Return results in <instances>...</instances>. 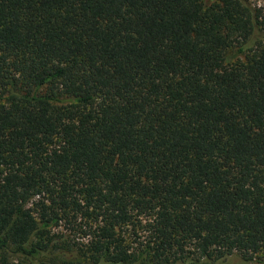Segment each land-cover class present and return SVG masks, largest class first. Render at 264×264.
Here are the masks:
<instances>
[{
    "label": "trees",
    "instance_id": "obj_1",
    "mask_svg": "<svg viewBox=\"0 0 264 264\" xmlns=\"http://www.w3.org/2000/svg\"><path fill=\"white\" fill-rule=\"evenodd\" d=\"M264 264V6L0 0V264Z\"/></svg>",
    "mask_w": 264,
    "mask_h": 264
},
{
    "label": "rangeland",
    "instance_id": "obj_2",
    "mask_svg": "<svg viewBox=\"0 0 264 264\" xmlns=\"http://www.w3.org/2000/svg\"><path fill=\"white\" fill-rule=\"evenodd\" d=\"M249 3H251L253 6L259 7L264 6V0H247ZM224 264H236V262L231 263H224ZM249 264H257L256 262H251Z\"/></svg>",
    "mask_w": 264,
    "mask_h": 264
}]
</instances>
